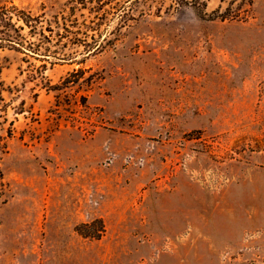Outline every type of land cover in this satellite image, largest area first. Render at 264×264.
I'll return each instance as SVG.
<instances>
[{
    "label": "rangeland",
    "instance_id": "rangeland-1",
    "mask_svg": "<svg viewBox=\"0 0 264 264\" xmlns=\"http://www.w3.org/2000/svg\"><path fill=\"white\" fill-rule=\"evenodd\" d=\"M177 1L0 0V264H264V0Z\"/></svg>",
    "mask_w": 264,
    "mask_h": 264
},
{
    "label": "trees",
    "instance_id": "trees-1",
    "mask_svg": "<svg viewBox=\"0 0 264 264\" xmlns=\"http://www.w3.org/2000/svg\"><path fill=\"white\" fill-rule=\"evenodd\" d=\"M177 2V5H180L182 3H185L186 1L180 0ZM193 4L194 7L198 9H201L204 6V3L201 0H194ZM245 5L251 7L252 0H240L239 4L236 7V10L240 11L241 8ZM231 8V6H228L225 9V12L220 13V11H215L212 13V15L220 19H226L228 18V16H230L229 13ZM17 23H20L21 25H17ZM24 28H28L30 30V34H37L42 38H46L41 26L40 17H33L23 10H18L14 6L10 8H6L4 6L0 7V45H7L8 47L12 48H20L26 54H31V52L29 51L31 48V43L25 40V37L21 34V31H23ZM37 30L38 32H36ZM46 31L49 33H53V30H51L50 28H47ZM57 35L59 34L57 33ZM97 48L92 50V52L97 50ZM35 54L38 55L37 53ZM95 224H98V226L95 227ZM82 228L91 229V231L80 233L85 237H100L101 233L103 232V225L100 221H93L90 224L82 225Z\"/></svg>",
    "mask_w": 264,
    "mask_h": 264
}]
</instances>
